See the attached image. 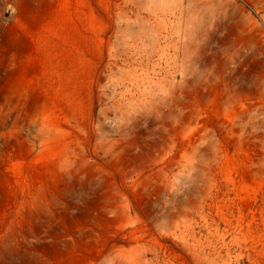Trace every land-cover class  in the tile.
Returning a JSON list of instances; mask_svg holds the SVG:
<instances>
[{
    "label": "rangeland",
    "instance_id": "rangeland-1",
    "mask_svg": "<svg viewBox=\"0 0 264 264\" xmlns=\"http://www.w3.org/2000/svg\"><path fill=\"white\" fill-rule=\"evenodd\" d=\"M0 264H264V0H0Z\"/></svg>",
    "mask_w": 264,
    "mask_h": 264
}]
</instances>
